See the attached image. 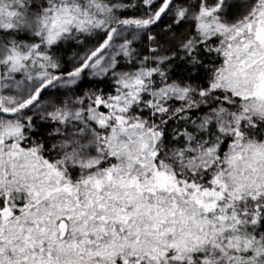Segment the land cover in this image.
<instances>
[{"label":"snow or ice","instance_id":"1","mask_svg":"<svg viewBox=\"0 0 264 264\" xmlns=\"http://www.w3.org/2000/svg\"><path fill=\"white\" fill-rule=\"evenodd\" d=\"M0 264H264V0H0Z\"/></svg>","mask_w":264,"mask_h":264}]
</instances>
